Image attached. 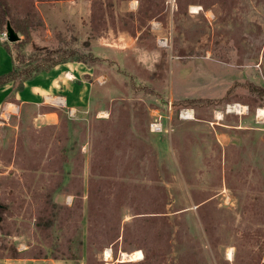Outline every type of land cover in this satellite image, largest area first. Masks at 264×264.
<instances>
[{
  "label": "rangeland",
  "instance_id": "rangeland-1",
  "mask_svg": "<svg viewBox=\"0 0 264 264\" xmlns=\"http://www.w3.org/2000/svg\"><path fill=\"white\" fill-rule=\"evenodd\" d=\"M8 2L17 70L99 58L74 110L0 98V264H264V0Z\"/></svg>",
  "mask_w": 264,
  "mask_h": 264
},
{
  "label": "crops",
  "instance_id": "crops-1",
  "mask_svg": "<svg viewBox=\"0 0 264 264\" xmlns=\"http://www.w3.org/2000/svg\"><path fill=\"white\" fill-rule=\"evenodd\" d=\"M11 67L12 56L5 50L3 42H0V75ZM86 74H90V67L82 62L59 63L25 80L19 90L14 91L11 82L5 83L0 86V98L4 100L13 96L21 102L38 101L39 104L48 103L54 106L67 104L70 110H74L78 104L84 103L90 94L91 82L84 78Z\"/></svg>",
  "mask_w": 264,
  "mask_h": 264
},
{
  "label": "trees",
  "instance_id": "trees-1",
  "mask_svg": "<svg viewBox=\"0 0 264 264\" xmlns=\"http://www.w3.org/2000/svg\"><path fill=\"white\" fill-rule=\"evenodd\" d=\"M9 22L10 25L13 27L15 31H21L22 33H27V25L31 23V21L27 19H20L16 17L15 15H12L11 13V7L8 2V0H0V27L2 25H6V22ZM20 40L18 39L17 41L13 42L15 44L14 46L17 47L18 43ZM5 50L12 56V67L9 71L3 73L0 75V86L4 85L5 83L11 82L12 83V88L14 91L19 90L23 82L25 80H29L33 78L37 73L41 71H46L55 66L56 64L67 62V61H77V62H82L86 64L87 66H91L92 60H96L99 58L98 55H92L88 54L87 56L85 55H78L77 57H73L75 55V51L72 50L71 48H66L64 50H61L63 52L62 57H56L53 59L52 57L47 58L41 57L34 59V61L38 62L37 66H32L30 68H24V69H16V64L18 63V59L13 56L12 50H10L8 46V42L4 41L3 42ZM59 55V54H58ZM260 94L264 95V89H259ZM191 102H204V99L199 98V99H191ZM149 257V256H148ZM147 260V256L144 257L143 261ZM141 261L140 264L143 263Z\"/></svg>",
  "mask_w": 264,
  "mask_h": 264
},
{
  "label": "bare ground",
  "instance_id": "bare-ground-1",
  "mask_svg": "<svg viewBox=\"0 0 264 264\" xmlns=\"http://www.w3.org/2000/svg\"><path fill=\"white\" fill-rule=\"evenodd\" d=\"M198 8L199 7H197V6H192L191 10L193 12H196L198 10ZM246 109H245V106H241V104L238 105V107H237V111L238 112H241V111L246 110ZM256 111H257V115L259 117L264 118V108L263 107L258 108ZM216 115H217V117H220V113L219 112ZM103 255H104L105 260H108L110 258V256H111L110 250L109 249H105ZM227 255H228V257L231 256V251L230 250L227 251ZM141 257H142V252L140 250H133V251H131L129 253L122 252L121 255H120V258L122 259V261H125V260L126 261H128V260L133 261V260H137V259H139ZM106 264H109V263H106Z\"/></svg>",
  "mask_w": 264,
  "mask_h": 264
},
{
  "label": "water",
  "instance_id": "water-1",
  "mask_svg": "<svg viewBox=\"0 0 264 264\" xmlns=\"http://www.w3.org/2000/svg\"><path fill=\"white\" fill-rule=\"evenodd\" d=\"M5 38L9 42H15L19 39L17 32L13 29L10 23L7 21L5 25ZM1 207V204H0Z\"/></svg>",
  "mask_w": 264,
  "mask_h": 264
},
{
  "label": "built area",
  "instance_id": "built-area-1",
  "mask_svg": "<svg viewBox=\"0 0 264 264\" xmlns=\"http://www.w3.org/2000/svg\"><path fill=\"white\" fill-rule=\"evenodd\" d=\"M5 36V32L2 33Z\"/></svg>",
  "mask_w": 264,
  "mask_h": 264
}]
</instances>
